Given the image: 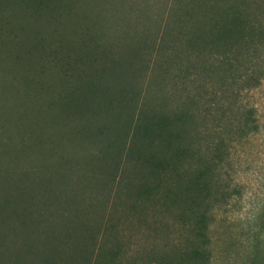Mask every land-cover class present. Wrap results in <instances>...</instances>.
<instances>
[{"label":"trees","instance_id":"16d2710c","mask_svg":"<svg viewBox=\"0 0 264 264\" xmlns=\"http://www.w3.org/2000/svg\"><path fill=\"white\" fill-rule=\"evenodd\" d=\"M106 2L136 14L123 43L87 0H0V158L38 159L0 165V264H210L259 129L264 0Z\"/></svg>","mask_w":264,"mask_h":264},{"label":"rangeland","instance_id":"374dc122","mask_svg":"<svg viewBox=\"0 0 264 264\" xmlns=\"http://www.w3.org/2000/svg\"><path fill=\"white\" fill-rule=\"evenodd\" d=\"M87 1L93 6L91 12L95 13L96 7V13L104 20L105 39L123 43L126 31L130 30V35L134 33L132 26L137 17L134 10L125 11L127 2L123 8L119 6L120 10L114 4H108L107 0ZM63 40L67 41L65 37ZM243 101L246 108H255L259 129L241 140L232 150L233 175L230 183L236 193L228 203L214 211L209 223L210 264H264V82L258 89L249 92ZM10 115L7 114V119L12 123L13 117ZM0 138L3 142L7 141L6 134ZM16 146L14 143L8 150L4 149L6 153L0 158V165L7 167V163L15 160L13 163H24L29 167L30 160L38 162L32 153L19 154L15 151ZM105 190L108 191L107 187ZM88 191L93 192V189L87 188L83 193ZM107 201L106 197L100 201L103 211L106 207L110 208ZM134 226L130 231V244L135 247L140 244V240L141 243L146 240L144 236H151L152 230L138 223Z\"/></svg>","mask_w":264,"mask_h":264}]
</instances>
